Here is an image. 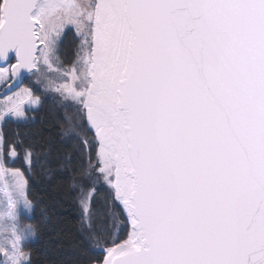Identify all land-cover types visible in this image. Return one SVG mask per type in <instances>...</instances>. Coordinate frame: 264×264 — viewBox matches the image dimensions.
<instances>
[{"label": "snow or ice", "instance_id": "1", "mask_svg": "<svg viewBox=\"0 0 264 264\" xmlns=\"http://www.w3.org/2000/svg\"><path fill=\"white\" fill-rule=\"evenodd\" d=\"M0 100V264H264V0H0Z\"/></svg>", "mask_w": 264, "mask_h": 264}, {"label": "trees", "instance_id": "2", "mask_svg": "<svg viewBox=\"0 0 264 264\" xmlns=\"http://www.w3.org/2000/svg\"><path fill=\"white\" fill-rule=\"evenodd\" d=\"M71 34L66 38L65 43L67 45L71 44ZM51 107V100H48L45 105L44 109L38 113L39 116H44L46 112H48L49 108ZM29 115H32V113H29ZM40 123L39 120L37 121V124L35 127H39ZM47 127V125H45ZM15 130V125H8L5 129L6 132L11 134ZM18 167L20 165H17ZM30 184H29V190L31 193V196L35 198L36 200H42L43 202L47 203L51 200L60 199L65 202V207L69 206V201L67 200V189L63 186L61 179L59 177L55 179H49L48 177H41L39 175H32L30 178ZM39 215V210H37V217ZM31 223H35V220L30 221ZM44 240H47V236L43 238ZM39 245H37L38 247Z\"/></svg>", "mask_w": 264, "mask_h": 264}, {"label": "rangeland", "instance_id": "3", "mask_svg": "<svg viewBox=\"0 0 264 264\" xmlns=\"http://www.w3.org/2000/svg\"><path fill=\"white\" fill-rule=\"evenodd\" d=\"M0 103H3V100H0ZM3 180H0V190H2ZM24 224L31 223L30 221L24 220ZM6 238V234H4L2 231H0V242H3Z\"/></svg>", "mask_w": 264, "mask_h": 264}]
</instances>
